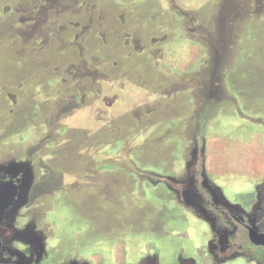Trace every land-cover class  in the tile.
I'll return each instance as SVG.
<instances>
[{
	"label": "rangeland",
	"instance_id": "374dc122",
	"mask_svg": "<svg viewBox=\"0 0 264 264\" xmlns=\"http://www.w3.org/2000/svg\"><path fill=\"white\" fill-rule=\"evenodd\" d=\"M5 178L1 263L264 264V0H0Z\"/></svg>",
	"mask_w": 264,
	"mask_h": 264
},
{
	"label": "trees",
	"instance_id": "16d2710c",
	"mask_svg": "<svg viewBox=\"0 0 264 264\" xmlns=\"http://www.w3.org/2000/svg\"><path fill=\"white\" fill-rule=\"evenodd\" d=\"M124 1H128V0H124ZM191 44L194 45V46H197V48L199 50V53L200 54L197 53L196 58H198V60H199L198 63H200L201 62V55H202L204 46L201 43H194V42H192V43H190V45ZM192 65H193L192 63H184V65H183L184 68L183 69L189 70V69H191ZM196 65L197 64H195L193 66H196ZM171 69H168V71H170ZM220 146H230V144L228 142H226L225 140H222V139H219V138L217 140L213 139L211 142L210 141H207V149H208V151H207V158H206V168L208 170V173L211 176H214V175H216V176L226 175V172H224V169H228V167H223V165H221V167L219 168V170L221 172H218V171L215 170L217 168L216 163H214V160L216 158V152H215V150L217 149V147H220ZM232 146H235V145H232ZM222 149H223V147H222ZM200 164H202V161L199 162V166H200ZM237 169L235 170V173L236 174L246 175V174H243V170L242 169L241 170L240 169L237 170ZM236 174H234V175H236ZM198 181H199V185L198 186H199V189H200L201 188L200 182L202 181L201 177H199V180ZM200 190L205 194V197L209 201V207L211 209H218V208H220L219 206H217L216 204H214V202L212 200L211 194L207 193V191L203 187ZM221 218L223 219L222 222L224 223V225L227 226V227H229V228H232L233 227L232 221L236 223V219H234L229 213H228L227 217H224L223 216ZM230 219L232 221H230ZM238 227H239L237 229V233L239 235L238 241L241 242V243H247V244L252 245L251 242H250V240H249V237L247 235V229L243 226V224H238ZM243 231H245V232H243ZM116 252H117V255H118L119 259H120V260H118L119 264H123L124 263L123 262V260H124V251L123 250H119L117 248ZM5 256L6 257H11L10 253H8V252L5 253Z\"/></svg>",
	"mask_w": 264,
	"mask_h": 264
},
{
	"label": "water",
	"instance_id": "95a60500",
	"mask_svg": "<svg viewBox=\"0 0 264 264\" xmlns=\"http://www.w3.org/2000/svg\"><path fill=\"white\" fill-rule=\"evenodd\" d=\"M19 184L14 179H0V226L6 215L7 210H9L15 203L17 196L19 194ZM249 229V239L250 242L257 246L261 245L264 247V232L259 231L252 226ZM2 251V238L0 235V253ZM0 264H10L1 263Z\"/></svg>",
	"mask_w": 264,
	"mask_h": 264
},
{
	"label": "flooded vegetation",
	"instance_id": "af4514ba",
	"mask_svg": "<svg viewBox=\"0 0 264 264\" xmlns=\"http://www.w3.org/2000/svg\"><path fill=\"white\" fill-rule=\"evenodd\" d=\"M5 179H9V178H5ZM261 207L259 208L260 209V211H262L263 213H261V214H259L258 215V217L260 218V219H258V222L259 223H262V224H264V201L263 202H261ZM228 211L226 210V212H224V213H220V219H221V221L220 222H222V218L221 217H227V215H228V213H227ZM234 219H236V223H238V224H243V226L247 229V235H248V237H249V229H248V227L249 226H252L250 223H248V222H246V221H243V220H240V219H237L234 215H232L231 213H229ZM223 223V222H222ZM258 223V224H259ZM253 228H255L254 226H252ZM224 228H229V227H227V226H225L224 224H222L221 226H219V230H222V229H224ZM255 229H257V228H255ZM258 230V229H257ZM260 231V230H259ZM236 233H237V229H236V231H235ZM262 232H264V231H262ZM237 236H238V238H239V235H238V233H237ZM250 240V239H249ZM252 244V243H251ZM253 245V244H252ZM125 246V247H124ZM123 247L124 248H126V245H124ZM254 247H257V246H260V247H262L263 249H264V247L263 246H261V245H257V246H255V245H253ZM124 258L126 259V257H125V251H124ZM124 259V260H125ZM124 264V263H123Z\"/></svg>",
	"mask_w": 264,
	"mask_h": 264
}]
</instances>
